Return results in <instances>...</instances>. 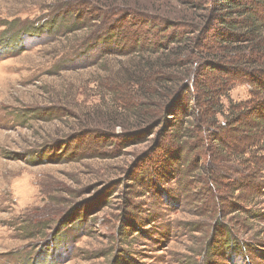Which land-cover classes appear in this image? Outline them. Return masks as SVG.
I'll return each mask as SVG.
<instances>
[{
  "label": "rangeland",
  "instance_id": "rangeland-1",
  "mask_svg": "<svg viewBox=\"0 0 264 264\" xmlns=\"http://www.w3.org/2000/svg\"><path fill=\"white\" fill-rule=\"evenodd\" d=\"M81 1L0 0V264H264V167L256 194L208 186L204 155L190 200L174 174L142 184L161 154L155 133L140 136L156 95L131 79L150 54L119 55L87 43L88 29L68 31ZM190 1L151 6L189 13ZM250 91L239 83L230 97ZM216 222L232 228L227 248Z\"/></svg>",
  "mask_w": 264,
  "mask_h": 264
},
{
  "label": "trees",
  "instance_id": "trees-1",
  "mask_svg": "<svg viewBox=\"0 0 264 264\" xmlns=\"http://www.w3.org/2000/svg\"><path fill=\"white\" fill-rule=\"evenodd\" d=\"M100 1L84 0L68 9L74 15L67 28L88 29L92 37L87 43L107 41L119 55L150 54L142 63L147 73L131 82L151 83L156 100L140 136L155 133L154 147L161 154L138 177L140 182L151 187L156 176L174 174L177 193L190 200L194 181L189 178L204 155L201 170L208 186L256 194L257 172L264 167V0H193L189 13L166 15L153 9L151 0H139L142 6L136 9L134 0ZM57 19L52 16L48 31ZM239 83L251 87L246 100L230 97ZM185 138L194 140L190 148H185ZM233 163L236 168H227ZM219 208L223 215L233 212L226 205ZM215 225L223 229L217 236L227 248L232 228Z\"/></svg>",
  "mask_w": 264,
  "mask_h": 264
}]
</instances>
